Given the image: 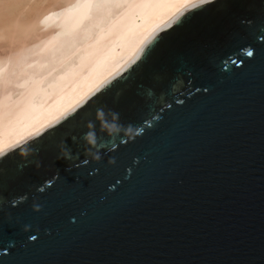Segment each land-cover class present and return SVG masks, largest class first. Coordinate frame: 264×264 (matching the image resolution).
I'll return each instance as SVG.
<instances>
[{
	"label": "water",
	"instance_id": "water-1",
	"mask_svg": "<svg viewBox=\"0 0 264 264\" xmlns=\"http://www.w3.org/2000/svg\"><path fill=\"white\" fill-rule=\"evenodd\" d=\"M0 264H264V0L188 7L0 151Z\"/></svg>",
	"mask_w": 264,
	"mask_h": 264
},
{
	"label": "bare ground",
	"instance_id": "bare-ground-1",
	"mask_svg": "<svg viewBox=\"0 0 264 264\" xmlns=\"http://www.w3.org/2000/svg\"><path fill=\"white\" fill-rule=\"evenodd\" d=\"M50 1L63 2L73 9H70L67 18L58 21L57 27L63 34L77 32L86 19L87 9L97 6L98 2ZM202 1L205 0H118L113 15L104 25L97 28V39L90 44H81L75 48L74 54L71 52L72 55L79 51L82 53L67 66L65 74L58 75L43 86L44 80L54 69L65 65L68 59H71V54L58 57L56 64L45 70H42L44 61L35 59L33 62L38 68L35 76L30 74L21 81H14L13 85L18 87V90L15 89L17 93H8L0 98V151L27 139L68 114L126 66L154 33L182 11ZM51 11V2L44 5L37 3L26 9L22 17L0 20V41L15 40V35L19 37L47 31L51 25ZM56 45L58 42L50 38L38 46V51L48 54Z\"/></svg>",
	"mask_w": 264,
	"mask_h": 264
},
{
	"label": "rangeland",
	"instance_id": "rangeland-1",
	"mask_svg": "<svg viewBox=\"0 0 264 264\" xmlns=\"http://www.w3.org/2000/svg\"><path fill=\"white\" fill-rule=\"evenodd\" d=\"M117 1L118 0H98L96 3L97 6L87 9L85 14V18L87 20H84L79 30L71 34L65 33V35L61 33L57 26L60 19L67 18L71 10L73 11L68 4L63 2L55 3L50 0H0V20H6L11 17H22V15L26 13V9L28 10L29 7H32L37 3L44 5L45 3L51 2L52 4V11L49 16L51 25L47 31H38L36 33L21 35L19 37H17L18 35H15V40L5 39L0 41V98L8 93H17L18 87L13 85L14 81H21L30 74L35 76V72L38 70L37 66L33 62L35 59L40 58L44 61L45 64L43 65L42 70H45L47 68H52L61 56L71 54V59L69 58L65 65L54 69L44 80L43 86L46 83L53 81L58 75L65 74L67 66L72 64L79 56H81V51L75 52V55H72V53L74 54L75 48L83 43L90 44L91 41H95L97 39V28L104 25L109 20L111 15H113V12L118 6ZM92 28H95V30ZM91 33L94 34L92 35ZM11 38H13V36ZM50 38L58 42V45L54 46L48 54H42L38 51V46L44 40ZM78 42L80 44H78Z\"/></svg>",
	"mask_w": 264,
	"mask_h": 264
},
{
	"label": "clouds",
	"instance_id": "clouds-1",
	"mask_svg": "<svg viewBox=\"0 0 264 264\" xmlns=\"http://www.w3.org/2000/svg\"><path fill=\"white\" fill-rule=\"evenodd\" d=\"M97 119L101 123V128L104 132H106L110 137L121 135V133H125L127 135L128 132L132 130V125H122L119 123V114L113 113V119L107 120L104 118V114L102 111L98 112ZM89 128L93 129L92 131H88L84 135V140L86 141L87 145L90 147L87 148V153L95 160L99 161L101 156L99 155L98 151H90L88 149H94L97 147V137L94 131V125L89 124ZM124 137V136H123ZM134 139V137H133ZM108 163H113L112 159H109ZM36 210H39V207L36 206ZM27 228V227H26Z\"/></svg>",
	"mask_w": 264,
	"mask_h": 264
},
{
	"label": "snow or ice",
	"instance_id": "snow-or-ice-1",
	"mask_svg": "<svg viewBox=\"0 0 264 264\" xmlns=\"http://www.w3.org/2000/svg\"><path fill=\"white\" fill-rule=\"evenodd\" d=\"M193 7H195V5H193ZM252 54H253L252 51L249 49V51L247 52L248 57H251ZM233 63H235V61H233Z\"/></svg>",
	"mask_w": 264,
	"mask_h": 264
}]
</instances>
